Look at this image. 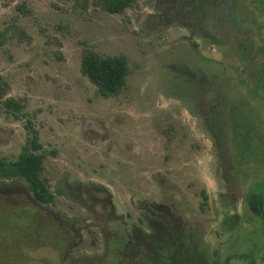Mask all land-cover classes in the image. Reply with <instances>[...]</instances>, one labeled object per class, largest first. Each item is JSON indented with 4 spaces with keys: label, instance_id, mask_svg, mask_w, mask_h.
Listing matches in <instances>:
<instances>
[{
    "label": "rangeland",
    "instance_id": "1",
    "mask_svg": "<svg viewBox=\"0 0 264 264\" xmlns=\"http://www.w3.org/2000/svg\"><path fill=\"white\" fill-rule=\"evenodd\" d=\"M184 4L134 0L109 14L91 0L86 11L74 0H0V158L18 157L30 125L54 196L42 204L23 181L0 180V264H264V223L245 200L264 195V161L225 167L228 147L210 137L190 73L218 76L204 88L235 105L252 101L241 104L257 144L264 109L227 45L188 28ZM84 47L125 57L118 96L80 73ZM116 232L129 244L107 252Z\"/></svg>",
    "mask_w": 264,
    "mask_h": 264
},
{
    "label": "flooded vegetation",
    "instance_id": "2",
    "mask_svg": "<svg viewBox=\"0 0 264 264\" xmlns=\"http://www.w3.org/2000/svg\"><path fill=\"white\" fill-rule=\"evenodd\" d=\"M183 8V13L190 20L188 28L197 29L200 33L208 35L215 45H227L229 53L237 61L230 65V68L242 83H245L247 76L248 84L245 83L244 86L250 99L257 100L264 109V33H262L264 0H185ZM190 79H194L193 85L197 87L202 97L201 113L210 137L216 139L220 146L222 144L228 147L230 161L225 167L231 164L233 165L231 168H235V165L239 167L246 156H250L255 166L261 164L264 161V133L259 144L253 142L255 136L252 135V122L256 119L252 115L249 117V111L241 104L252 106L250 105L252 101H240L235 105V98L227 96L222 88L219 91L216 88L214 90L204 88L207 84L216 87V80H220L218 76L209 79L198 72L190 73ZM239 98L242 100L243 96ZM223 103L227 109L221 108ZM250 129L251 132L248 133ZM225 173L229 176L228 170ZM231 176H234L233 172ZM251 194L264 197L260 192L249 193L245 199L247 205ZM119 235L120 233L116 232L111 243L113 248H108L107 252L112 253L118 247L121 253L127 248L129 244L127 239L125 242ZM132 261L136 263L137 259ZM222 263L226 264L227 260Z\"/></svg>",
    "mask_w": 264,
    "mask_h": 264
},
{
    "label": "trees",
    "instance_id": "3",
    "mask_svg": "<svg viewBox=\"0 0 264 264\" xmlns=\"http://www.w3.org/2000/svg\"><path fill=\"white\" fill-rule=\"evenodd\" d=\"M74 2L81 11L87 10L89 0H74ZM133 2L134 0H91L92 5L109 14H122L125 9L132 6ZM22 36V34H18V38ZM80 73L96 87L100 96L104 98L116 97L125 87L128 66L124 56L102 57L90 48L84 47L81 51ZM1 94L0 91V96ZM3 105L10 109L14 117H17L16 113L20 110L18 104L7 99ZM26 127L29 137L18 157L15 160L0 158V180L23 181L35 200L42 204H53L54 196L48 191L44 180L40 177L44 154L39 151L41 146L37 142V133L30 125ZM202 195L206 198L203 192ZM248 203L251 211L264 223V197L251 194ZM246 257V254L234 256L235 259ZM108 261L115 264L114 257H109ZM251 262L249 264H252Z\"/></svg>",
    "mask_w": 264,
    "mask_h": 264
}]
</instances>
